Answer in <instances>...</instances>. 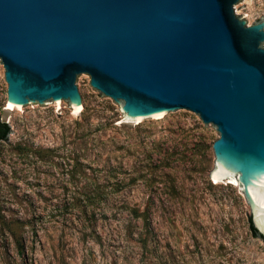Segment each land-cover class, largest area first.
I'll use <instances>...</instances> for the list:
<instances>
[{
	"label": "rangeland",
	"instance_id": "obj_1",
	"mask_svg": "<svg viewBox=\"0 0 264 264\" xmlns=\"http://www.w3.org/2000/svg\"><path fill=\"white\" fill-rule=\"evenodd\" d=\"M236 16L259 22L264 0ZM6 88L0 64V264H264L238 184L210 176L219 136L198 116L133 126L89 79L84 112L14 111Z\"/></svg>",
	"mask_w": 264,
	"mask_h": 264
},
{
	"label": "water",
	"instance_id": "obj_2",
	"mask_svg": "<svg viewBox=\"0 0 264 264\" xmlns=\"http://www.w3.org/2000/svg\"><path fill=\"white\" fill-rule=\"evenodd\" d=\"M246 1L0 0L6 102L84 112L89 79L133 126L198 116L211 178L238 184L264 240V18L236 16Z\"/></svg>",
	"mask_w": 264,
	"mask_h": 264
},
{
	"label": "trees",
	"instance_id": "obj_3",
	"mask_svg": "<svg viewBox=\"0 0 264 264\" xmlns=\"http://www.w3.org/2000/svg\"><path fill=\"white\" fill-rule=\"evenodd\" d=\"M9 133H10L9 126L6 123L0 121V142L5 141ZM250 229L254 235H258L257 232L253 229L251 223H250ZM12 240L14 242L17 255L23 256L25 250L23 240L20 237L15 236V234H12Z\"/></svg>",
	"mask_w": 264,
	"mask_h": 264
},
{
	"label": "bare ground",
	"instance_id": "obj_4",
	"mask_svg": "<svg viewBox=\"0 0 264 264\" xmlns=\"http://www.w3.org/2000/svg\"><path fill=\"white\" fill-rule=\"evenodd\" d=\"M6 103H7V102H6ZM10 105H11V104L7 103V109H12V108L10 107ZM73 113H74V114H78L79 112H73ZM218 173H219V169H217V170L213 173V176H215V175L218 174ZM213 176H212V178H213ZM213 180L218 181V180H222V179H218V180H217V178H213ZM229 184L237 185L236 182H231V181H229Z\"/></svg>",
	"mask_w": 264,
	"mask_h": 264
}]
</instances>
